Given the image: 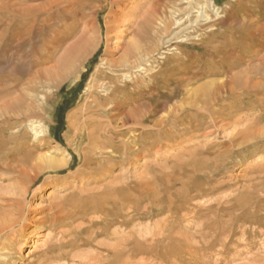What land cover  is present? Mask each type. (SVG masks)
Instances as JSON below:
<instances>
[{
  "label": "rangeland",
  "instance_id": "rangeland-1",
  "mask_svg": "<svg viewBox=\"0 0 264 264\" xmlns=\"http://www.w3.org/2000/svg\"><path fill=\"white\" fill-rule=\"evenodd\" d=\"M206 1L0 0V264H264V0Z\"/></svg>",
  "mask_w": 264,
  "mask_h": 264
},
{
  "label": "bare ground",
  "instance_id": "bare-ground-1",
  "mask_svg": "<svg viewBox=\"0 0 264 264\" xmlns=\"http://www.w3.org/2000/svg\"><path fill=\"white\" fill-rule=\"evenodd\" d=\"M179 1V0H178ZM189 1V0H188ZM182 2V1H181ZM187 2V1H186ZM203 2L204 3H201V4H195L194 5V7H192L191 8V10L190 11H187V12H189V13H187V18L185 19V21L183 20H173L174 21V24H172V25H174L175 27H176V29H180V31H182L183 33L185 32H188L189 30H195V29H199V30H201L202 28H204V29H207V30H209L208 32L210 33H212V32H215V31H217L218 29H217V27H218V25L221 23V19H222V17H220V13H219V9H215V7H214V5L212 4V2H207L206 0H203ZM183 3V2H182ZM194 3V2H193ZM196 3V2H195ZM190 5V4H189ZM225 6V5H224ZM227 7V6H226ZM153 8V7H152ZM190 8V7H189ZM223 8V7H222ZM228 8V7H227ZM151 9V8H150ZM157 10V9H156ZM155 9H151L149 12H147L146 13V15L149 17V20L148 21H145V30H144V35H142V36H144L143 37V43H144V46H147V45H149V43L152 41V39H153V35L155 34V32H156V30L157 29H159V28H166V25L160 20V19H157L158 17V13H157V11H156ZM222 11V10H221ZM180 12V11H179ZM223 13V12H222ZM222 16H224V15H222ZM184 17V16H183ZM186 17V16H185ZM159 18H160V16H159ZM223 20H225V19H223ZM224 22V21H223ZM173 27V26H172ZM219 28V27H218ZM163 29V30H164ZM221 30V29H220ZM206 31V30H205ZM195 32V31H194ZM207 32V31H206ZM262 33V32H261ZM209 36H211V35H209ZM259 36H260V34H259ZM210 39V37L208 38V40ZM155 40V39H154ZM183 40H185V39H183ZM197 40H198V38H197ZM260 40V39H259ZM188 41V40H187ZM139 42V41H138ZM140 42H141V40H140ZM139 42V43H140ZM169 42V41H168ZM193 42V41H192ZM187 43V42H186ZM151 44V43H150ZM134 45H136V46H138L137 45V42H136V44H134ZM142 45V44H141ZM140 45V46H141ZM208 46V45H207ZM135 47V46H134ZM140 48H142V47H137L136 49H135V51L137 50V51H139L140 50ZM144 48V47H143ZM146 49V48H145ZM256 49V48H255ZM253 50V49H252ZM232 51H234V50H232ZM170 52V51H169ZM136 53V52H135ZM141 53V52H140ZM145 53V52H144ZM154 53V52H153ZM165 53V52H164ZM137 55V54H136ZM232 57V56H231ZM182 58V57H181ZM152 59V58H151ZM128 60V59H127ZM126 60V61H127ZM146 60H147V58H146ZM154 60V59H153ZM143 61H145V60H143ZM150 61V60H149ZM146 63H148V62H146ZM146 63H145V66H146ZM230 64V63H229ZM139 66V65H138ZM149 69V68H148ZM137 70H139V69H137ZM150 70V69H149ZM141 72H147L146 70H144V69H141L140 70ZM139 71V72H140ZM227 72V71H226ZM127 73V72H126ZM151 73V72H150ZM117 74V73H116ZM139 75V74H138ZM143 75V74H142ZM144 75H146V74H144ZM225 75H227V74H225ZM123 76V75H122ZM124 76H126V75H124ZM123 76V77H124ZM123 77H121V78H123ZM228 77V76H227ZM248 77V76H247ZM125 78V77H124ZM127 78V77H126ZM131 78V77H130ZM226 78V77H225ZM230 78V77H229ZM235 79V78H234ZM246 79V78H245ZM233 81V80H232ZM237 81V80H236ZM244 82H247V81H244ZM223 83V82H222ZM118 84V83H117ZM141 84V83H140ZM142 84H143V82H142ZM224 84V83H223ZM228 84H229V81H228ZM232 84H233V82H232ZM231 84V85H232ZM234 84H235V82H234ZM224 85H226V84H224ZM230 85V84H229ZM105 86V85H104ZM233 86V85H232ZM179 88V87H178ZM222 88H224V87H221V88H219V86H218V88L215 90V92H216V94L215 95H217V94H219V92L222 90ZM232 88V87H231ZM231 88H228L227 90H229V89H231ZM206 89V88H205ZM208 89H210V88H208ZM215 89V88H214ZM108 91V90H107ZM113 91V90H112ZM120 91V90H119ZM223 91V90H222ZM231 91V90H230ZM208 92H211V91H208ZM208 92H206V93H208ZM213 92L214 91H212V94H213ZM222 93V92H221ZM225 93V92H224ZM210 94V93H209ZM202 95V94H201ZM204 95V94H203ZM202 95V97H205V96H203ZM205 95H207V94H205ZM214 95V96H215ZM223 95V94H222ZM221 95V96H222ZM218 96V95H217ZM220 96V95H219ZM220 96V97H221ZM216 97V96H215ZM115 98V97H114ZM124 98V97H123ZM200 98H201V96H200ZM203 99V98H202ZM197 100V99H196ZM199 100V99H198ZM197 100V101H198ZM212 100V99H211ZM98 101V100H97ZM96 100H95V102H97ZM127 101V100H126ZM206 101V100H205ZM218 101V100H217ZM92 102V101H91ZM94 102V101H93ZM119 102V101H118ZM123 102V101H122ZM125 102V101H124ZM123 102V103H124ZM199 102H200V100H199ZM209 102V101H208ZM216 102V101H215ZM112 103V102H111ZM120 103V102H119ZM198 103V102H197ZM203 103V102H202ZM206 103V102H205ZM211 103V102H210ZM91 104V103H90ZM92 104H94V103H92ZM100 104V103H99ZM116 104V103H115ZM108 105V104H107ZM201 105H203V104H201ZM121 106V105H120ZM135 106V105H134ZM196 106V105H195ZM209 106V105H208ZM31 107V106H30ZM108 107H109V105H108ZM132 107V106H131ZM204 107H205V105H204ZM203 107V108H204ZM88 108V107H87ZM98 108V107H97ZM102 108V107H101ZM106 108V107H105ZM120 107L117 105V106H115V105H113V106H111L110 107V110L112 111V112H114V111H119L120 109H119ZM86 109V108H85ZM202 109V108H201ZM205 109V108H204ZM209 109V108H208ZM107 110V109H106ZM92 111V110H91ZM96 111V110H95ZM116 111V112H117ZM122 111V110H121ZM32 112V111H31ZM86 112V111H85ZM151 113V112H150ZM121 114H124V112H122ZM93 115V114H92ZM112 115H113V113H112ZM111 115V116H112ZM127 119H130L131 121H137L136 120V113H135V111H129L126 115H124ZM146 116V115H145ZM160 116V115H159ZM88 118H90V117H88ZM143 118V117H142ZM142 118L140 119V120H142ZM92 119V118H91ZM125 119V118H124ZM86 120H87V118H86ZM93 120V119H92ZM84 121H85V119H84ZM156 121H158V120H156ZM138 122V121H137ZM154 122V121H153ZM152 122V123H153ZM34 125V124H33ZM31 126V130L34 132V136H35V138H37L39 135H41V134H43L44 133V131H41V132H37L35 129H37V128H35L34 126ZM79 125V124H78ZM88 125V124H87ZM151 125V124H150ZM37 126V125H36ZM138 126V125H137ZM86 127V126H85ZM153 127V126H152ZM160 128V127H159ZM40 130H42V128L40 129ZM86 130V129H85ZM127 130V129H126ZM38 131H39V129H38ZM90 131H91V129H90ZM89 132V131H88ZM80 134V136H79V138L81 139L82 138V133H79ZM255 134V133H254ZM87 135V134H86ZM93 136H94V134H93ZM92 136V137H93ZM86 137H88V139H89V141L92 139V137H91V135H87ZM95 137V136H94ZM137 137V136H136ZM34 138V139H35ZM96 139V138H95ZM134 139V138H133ZM98 140V139H97ZM86 141H88V140H86ZM91 142V141H90ZM92 142H94V141H92ZM98 142V141H97ZM136 142V141H135ZM123 144H125V143H123ZM89 145V144H88ZM92 145V144H91ZM87 146V145H86ZM73 148V147H72ZM89 148V147H88ZM94 148V147H93ZM99 148V147H98ZM100 150V149H99ZM98 150V151H99ZM43 157V156H42ZM263 157H264V155L262 154V155H260L259 156V159H258V161H261L262 159H263ZM43 158H45V157H43ZM84 158V157H83ZM46 159V163H48V169H53V168H57V167H55L54 165V161L50 158V157H46L45 158ZM57 161V160H56ZM55 161V163L57 164L58 162H56ZM84 162V161H83ZM86 163V162H85ZM44 164H45V162H44ZM58 165V164H57ZM46 166V165H45ZM60 166V165H59ZM23 171H25V170H23ZM22 172V171H21ZM27 173V172H26ZM55 191H57V189H54V191H52V192H50V194H54L53 192H55ZM61 191V190H60ZM58 207V206H57ZM59 218V217H58ZM55 223H56V220L54 221ZM44 244V243H43ZM43 246V245H42ZM45 246V245H44ZM42 248V247H41ZM37 249V248H36ZM48 257V256H47Z\"/></svg>",
  "mask_w": 264,
  "mask_h": 264
}]
</instances>
